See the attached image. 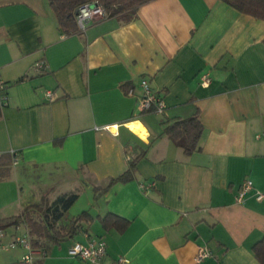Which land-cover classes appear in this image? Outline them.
<instances>
[{
	"label": "crops",
	"instance_id": "crops-1",
	"mask_svg": "<svg viewBox=\"0 0 264 264\" xmlns=\"http://www.w3.org/2000/svg\"><path fill=\"white\" fill-rule=\"evenodd\" d=\"M137 16L94 19L68 36L50 0H0L8 97L0 94V155L20 159L0 182V220L38 204H24L22 180L41 199L55 187L51 202L60 187L78 184L94 222L54 245L43 264H84L69 250L91 238L106 242L108 262L198 264V250L208 248L200 264H261L252 248L264 238V21L224 0H153ZM205 75L208 87L200 84ZM142 79L164 97V114L140 113ZM196 113L204 129L186 155L165 131ZM137 158L131 181L94 199L95 188ZM246 181L254 189L240 201ZM109 213L129 228L105 230L99 217ZM5 232L8 243L26 229ZM25 255L17 249L7 263Z\"/></svg>",
	"mask_w": 264,
	"mask_h": 264
},
{
	"label": "trees",
	"instance_id": "trees-1",
	"mask_svg": "<svg viewBox=\"0 0 264 264\" xmlns=\"http://www.w3.org/2000/svg\"><path fill=\"white\" fill-rule=\"evenodd\" d=\"M151 1L153 0H50V3L60 29L66 35L71 36L81 33L77 16L79 9L85 4L97 3L105 10L106 18H121L129 23L137 19L140 7ZM224 1L237 11L264 21V0ZM203 129L204 127L199 120V115L196 113L189 119L176 121L169 125L165 133L183 149L186 155H191L198 149ZM139 158L130 162L129 168L124 174L118 178L111 179L107 187L95 188L94 199L98 200L117 183L131 181L134 178ZM14 165L15 156L13 154L0 155V182L10 177ZM54 190L55 187L46 189L41 205H30L19 216L0 220V230L5 231L10 227L23 225L26 229V234L31 238L33 249L48 253L54 245L60 244L69 236L73 237L84 224L90 225L94 222V218L88 212H83L71 220L70 228L66 231L59 224L65 214L77 202L79 195L70 194L58 197L55 201L51 202L48 195ZM99 220L105 230L114 229L119 233L125 232L131 224L129 220L112 213L107 214L103 218L99 217ZM252 251L259 262L264 264V238L254 245ZM12 264L29 263L21 261ZM31 264H43V259H36Z\"/></svg>",
	"mask_w": 264,
	"mask_h": 264
},
{
	"label": "built area",
	"instance_id": "built-area-1",
	"mask_svg": "<svg viewBox=\"0 0 264 264\" xmlns=\"http://www.w3.org/2000/svg\"><path fill=\"white\" fill-rule=\"evenodd\" d=\"M106 12L99 6L97 3H88L83 5L78 12L77 22L81 30H85L88 23L94 19H105ZM44 63H37L35 66L36 70H44ZM211 83V80L208 76H202L200 78V84L204 87H208ZM140 88L142 95L139 101V111L140 113H154L162 115L167 110V105L164 97L159 94L153 88L151 82L148 79H142L140 81ZM7 89V84L1 77L0 74V94H4ZM130 96L133 95V91L128 92ZM46 97L48 100H54L55 95L52 92H47ZM4 102L8 101L6 94L2 96ZM106 130L108 127L105 128ZM15 156V165L20 161L17 153H12ZM151 186L141 185V189L145 192L149 191ZM254 189V185L251 181H246L239 190V200L243 201L244 197ZM264 198V195L258 194V200ZM7 233L3 230H0V250L12 251L17 249H22L26 251V255L23 257V260L29 264L33 263L36 259L45 258L47 252L45 251H36L32 247L31 238L28 234L15 236L10 242L4 243ZM69 254L82 261L84 264H130L129 259L124 256H121L114 261L108 262L107 258V244L101 238H91L87 244L76 242L69 250ZM212 252L208 248H200L196 255V262L198 264L202 263L204 260L211 257Z\"/></svg>",
	"mask_w": 264,
	"mask_h": 264
},
{
	"label": "rangeland",
	"instance_id": "rangeland-1",
	"mask_svg": "<svg viewBox=\"0 0 264 264\" xmlns=\"http://www.w3.org/2000/svg\"><path fill=\"white\" fill-rule=\"evenodd\" d=\"M42 179H44V175H39ZM22 186H23V201L24 204H26V200H29V202L33 201L38 203L37 205H41V201L42 199L39 197V192L33 187V184L30 180H22ZM33 193H35L36 195L33 196ZM38 194V195H37ZM70 194H76L79 195L80 198L78 199V201L73 205V207L65 214V216L67 218H72L73 216H77L79 214H81L84 211H87L86 209H83L86 205L87 202L89 201V198L87 196V194L84 193V188H82L80 185L78 184H73V185H63L62 187H60L58 189V191L56 192V194L54 195L57 199V197H64ZM35 197V198H34ZM55 201V200H54ZM61 221L59 225H61L62 227H64L66 229V231L69 230L70 225L67 221ZM8 234V233H7ZM8 237V235L6 236V238ZM6 238L4 239L3 242L6 241ZM70 240L66 239V243H68ZM64 242V243H65ZM16 253V250H12V251H5V250H0V264H8L7 262H10L11 258L14 257V254Z\"/></svg>",
	"mask_w": 264,
	"mask_h": 264
}]
</instances>
